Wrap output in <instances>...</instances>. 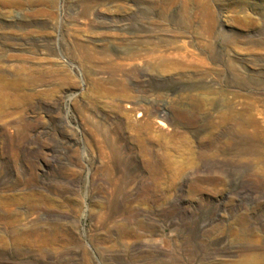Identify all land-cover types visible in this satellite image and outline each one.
<instances>
[{
    "label": "rangeland",
    "instance_id": "rangeland-1",
    "mask_svg": "<svg viewBox=\"0 0 264 264\" xmlns=\"http://www.w3.org/2000/svg\"><path fill=\"white\" fill-rule=\"evenodd\" d=\"M0 264H264V0H0Z\"/></svg>",
    "mask_w": 264,
    "mask_h": 264
},
{
    "label": "bare ground",
    "instance_id": "bare-ground-1",
    "mask_svg": "<svg viewBox=\"0 0 264 264\" xmlns=\"http://www.w3.org/2000/svg\"><path fill=\"white\" fill-rule=\"evenodd\" d=\"M164 124H165V123H164L163 121L158 120V125L162 126V125H164Z\"/></svg>",
    "mask_w": 264,
    "mask_h": 264
}]
</instances>
